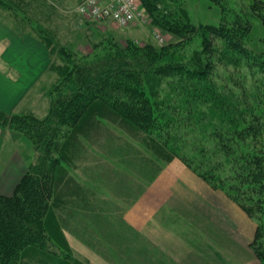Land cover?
I'll return each instance as SVG.
<instances>
[{"label":"trees","instance_id":"trees-1","mask_svg":"<svg viewBox=\"0 0 264 264\" xmlns=\"http://www.w3.org/2000/svg\"><path fill=\"white\" fill-rule=\"evenodd\" d=\"M136 2L153 27L176 36L181 44L199 36L200 49L186 55L171 44H122L115 34H105L97 40V52L92 59L77 60L73 53L61 51L63 58L51 70L55 76L48 86V105L43 113L0 110V128L23 134L37 154L14 193L0 195V264H20L21 254L29 250L43 254L53 250L58 245V231L49 221L55 217L62 225L63 206L70 204L77 211L86 206L89 213L95 211V206L83 205L87 196L61 165L65 161L63 146L58 150L54 142L65 127L72 128L67 141L77 144L83 136L95 142L107 130L99 119L107 120L132 142L145 146L153 157L165 164L178 162L192 168L212 186L225 187L231 196L240 189L230 183L232 179L240 183L250 178L260 183L256 176L264 175V160L256 153H252L257 155L253 157L254 163L248 158L244 160L243 147L256 142L258 132L263 131V98L260 96L257 103L256 92L252 99L242 98L246 85L243 82L228 79L231 85L226 82L219 86L212 81L218 62L242 69V62L235 55L243 57L247 69L255 75L254 67H259L256 56L223 24L192 25L177 0ZM231 25L246 24L237 19ZM257 70L264 74V67ZM235 72H231L232 78ZM216 104L227 105L224 110L228 115L215 123L218 127L209 120L208 113ZM198 108L202 113H198ZM259 109L260 115H256ZM197 115L201 118L196 121ZM212 137L215 147L208 141ZM118 139L126 143L122 137ZM128 150L130 160H146L134 146L130 145ZM219 152L230 155L235 171L221 174L220 166L207 161L216 160ZM136 165L138 171L149 167L153 174L158 168L152 159ZM241 207L246 208L242 203ZM56 208L61 210L60 214ZM245 211L251 213L250 208ZM109 214H103L104 221L112 224L115 220ZM259 238L256 233V241ZM256 254L259 255L257 250ZM50 256L56 257V253L53 251Z\"/></svg>","mask_w":264,"mask_h":264},{"label":"rangeland","instance_id":"rangeland-1","mask_svg":"<svg viewBox=\"0 0 264 264\" xmlns=\"http://www.w3.org/2000/svg\"><path fill=\"white\" fill-rule=\"evenodd\" d=\"M82 1L84 0L80 2L68 0L66 9L70 19L82 20L83 18V29L87 27L88 35L80 42L81 44L72 42L70 45L72 49H59L60 52L57 55L59 61L63 58L61 51L67 54L73 53L77 60L92 59L97 52L95 48L97 40L110 33L115 34L118 39L120 38L122 44L126 41L141 45L152 44L155 47L171 44L186 55L201 47L199 36L181 44L176 36L153 27L150 24V19L142 12L136 22L127 27H119L107 21L87 19L78 13V6ZM177 4L180 7L183 6L192 25L198 27L223 24L231 30L233 36L240 40L250 54L256 56L259 67H254L255 75L247 69L243 57L235 55L242 62V69L240 70V67L232 68V64L218 62L213 72L212 81L219 86L226 82L231 85L228 79L236 83L243 82V85H246L244 95L241 97L252 99L256 92L257 103L260 96L264 103V74L257 70V68L261 70L264 67V0H177ZM0 5L7 9L11 8L14 14L19 18L23 17L27 24L36 25L32 21L33 15H30L31 9L28 8V11H24L26 6L21 0H0ZM139 11H141L140 8ZM237 19L246 25L232 26L233 21L235 22ZM72 27L76 31L75 26ZM41 29L43 28L39 27V30ZM156 35L159 36L158 40L155 39ZM71 40H75V37H71ZM233 69L239 72L237 73ZM231 72H235L233 78ZM235 97L240 96L236 95ZM45 98L49 99L47 96L42 98L41 108L36 111L37 113H43L45 106L48 105L44 102ZM226 107L227 105L216 104L215 107L208 110L209 120L216 127L218 125L215 123L220 122L224 116H228L224 110ZM202 111L201 108H198V113H202ZM260 111L259 109L256 115H260ZM195 117L196 121L201 118L198 115ZM99 120L109 132L103 130L102 137L93 140L95 142L87 140L83 136L79 137L80 143L77 144L67 141L72 130L70 126L65 127L54 142L55 148L58 150L63 146L61 152L65 155V161L63 160L61 165L82 187V193L87 196V199L83 200V205L91 204L95 206V211H92L93 214L89 213L86 206H83L84 209L81 211H77L70 204L68 207L63 206L62 225L56 221L55 217L49 221L50 225L58 231L55 232L58 245L51 251L47 250L48 254L33 250L26 251L21 254L20 264H264V175L256 176L260 180L258 184L250 178H245L240 183L238 180L232 179L230 183L240 189L233 192V196H231L225 187L212 186L192 168L182 166L184 171L176 173V168L169 167H178V162L165 164L160 159L153 157L145 146L132 142L115 124L104 119ZM0 130L9 133V141L1 139L0 135V195L10 196L14 193L22 176L35 162L37 154L31 141L23 134L6 128H0ZM211 132L215 134L214 131ZM10 134L13 136L10 137ZM19 135L24 137V141L14 142ZM118 137L125 139L126 143L121 142ZM258 138L256 142H251L246 148L243 147V151L246 153L244 160L248 158L254 163L253 157L257 156L256 154L264 160V126L263 131L258 132ZM208 141L215 147L214 137ZM130 145L139 149L147 161L152 159L157 164L156 173H150L149 167L137 170L136 164L140 165L146 160L141 161L138 158L130 160L127 157ZM252 153L256 154L252 155ZM57 155L58 152L55 156ZM229 156L219 152L216 155V160L211 161L212 158L207 161H210L213 166H220L221 174L231 173L237 168ZM183 175H191L207 184L209 189L222 194L253 223L254 234L248 244V252L241 251L236 245L228 252L223 247L217 248L216 245H213L217 249V254L215 256L210 253L204 255L203 252H206V249L212 250L206 246L209 241H205L201 245L200 241L185 240L190 238L191 234L183 236V233L186 232V229L190 233V229L187 223L181 225L178 220L181 219V214H184L185 210L192 212L191 207L199 202L198 195L201 196L204 191L198 188L196 189L197 194L194 192L191 194L188 189H185V191H189L187 197L176 195L175 183L179 179L185 180L184 182L189 180ZM190 196L191 198H189ZM103 203H105V207ZM241 203L247 209L250 208L251 213L245 211L247 209L242 208ZM177 209L181 211V214H177ZM56 210L57 214L61 213V210L57 208ZM105 212L110 213L115 222L112 224L105 222L103 215ZM90 217L94 218L90 219ZM183 217H187V215ZM96 218L99 219L98 222L94 221ZM91 230L94 231V234H91ZM256 233L260 234L259 241L255 239ZM180 237L185 241H182ZM212 243L214 242L212 241ZM256 250L258 256H256ZM53 251L56 253V257L50 256ZM240 252L242 254H239ZM208 257L218 261L211 263L213 261H208Z\"/></svg>","mask_w":264,"mask_h":264},{"label":"crops","instance_id":"crops-1","mask_svg":"<svg viewBox=\"0 0 264 264\" xmlns=\"http://www.w3.org/2000/svg\"><path fill=\"white\" fill-rule=\"evenodd\" d=\"M21 2L26 6L24 11L31 9L30 15H33L32 21L36 25L27 24L23 17L19 18L11 8L7 9L0 5V110L7 113L38 111L42 98L48 94L47 87L54 79L55 73H51V70L59 62L57 56L59 49H72L70 48L72 42L80 43L88 35L87 27L83 29V18L70 19L66 9L68 0H21ZM24 17L26 19V16ZM73 25L76 31L73 30ZM39 27L43 29L39 30ZM73 36L75 40H71ZM47 101L45 98L44 102ZM0 135L1 139L6 141L9 133L0 130ZM12 136L10 134V137ZM22 141L24 137L19 135L14 142ZM169 168H176V173L184 171L180 165ZM183 176L189 180L184 182L185 180L179 179L175 183L176 195L187 197L189 191L191 194L193 192L197 194L198 188L204 191L201 196L198 195L199 202L191 207L192 212L185 210V213L181 214L177 209V214H181L178 221L181 225L187 223L190 229V233L187 229L183 233V236L191 234V237L185 240L200 241L201 245L209 241L206 246L212 250L206 249L204 255L217 254V249L213 245L217 248L223 247L227 252L236 245L241 251L248 252V244L254 234L253 223L222 194L209 189L207 184L191 175ZM180 239L182 240V237ZM232 241L234 243H231ZM209 260L213 261L211 263L218 261L208 257Z\"/></svg>","mask_w":264,"mask_h":264},{"label":"built area","instance_id":"built-area-1","mask_svg":"<svg viewBox=\"0 0 264 264\" xmlns=\"http://www.w3.org/2000/svg\"><path fill=\"white\" fill-rule=\"evenodd\" d=\"M78 13L87 19L107 21L119 27L131 25L141 15L136 0H84L78 6Z\"/></svg>","mask_w":264,"mask_h":264}]
</instances>
